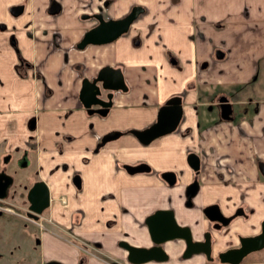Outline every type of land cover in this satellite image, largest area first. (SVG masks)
Segmentation results:
<instances>
[{"label": "crops", "instance_id": "crops-1", "mask_svg": "<svg viewBox=\"0 0 264 264\" xmlns=\"http://www.w3.org/2000/svg\"><path fill=\"white\" fill-rule=\"evenodd\" d=\"M134 6L143 11L118 39L79 47L96 14L117 20ZM106 66L120 69L127 89L114 91L103 116L79 96L84 78ZM172 97L182 102L178 129L143 143L136 133ZM20 133L48 184L52 217L79 222V235L111 257H122L126 238L147 247L148 217L170 209L195 239L212 231L216 258L264 222V0H0V148L20 147ZM109 133L118 136L106 142ZM191 151L204 168L188 208ZM142 163L151 170L130 173ZM168 170L179 175L174 186ZM214 204L225 216L243 211L215 230L202 211ZM185 246H162L165 264H211L198 253L181 259ZM242 264H264V249Z\"/></svg>", "mask_w": 264, "mask_h": 264}, {"label": "water", "instance_id": "water-1", "mask_svg": "<svg viewBox=\"0 0 264 264\" xmlns=\"http://www.w3.org/2000/svg\"><path fill=\"white\" fill-rule=\"evenodd\" d=\"M22 8H14L15 13H19ZM142 12L141 8L137 6L132 8V11L127 17L119 18L117 20H102L103 18L98 15L97 25L94 26L90 31L84 33V37L81 40L80 46L93 45V44H105L107 42L115 41L118 37L129 30L133 19ZM124 76L120 69H114L111 66H106L98 72V76L90 81L89 79H84L82 83V90L79 99L83 102L87 111L90 113L99 112L103 116L107 115L108 107L112 103V95L114 91L126 90L127 86L124 84ZM108 92L107 99L108 102L102 100V93ZM98 105L99 108H92ZM181 100L179 97H174L171 101L161 106L159 109L158 119H156V125L147 129L145 132H137L136 135L144 142L148 143L149 140L153 138H158L164 134H170L176 129L178 121L182 116ZM225 107L228 108L227 103ZM222 106L221 108H225ZM229 109V108H228ZM229 113V110H228ZM111 138H115L112 136ZM110 137L108 139H111ZM189 165L194 168V171L199 169V160H197L196 155L191 154L187 156ZM18 162L20 168L27 167L29 165L28 154L24 152V155ZM150 167H145L144 165L137 166L134 170L130 169L131 174L136 172H148ZM264 171V167L262 168ZM163 178L167 181L169 186L174 185L176 182L175 174L169 173V171L162 172ZM78 185H79V177ZM77 181V180H76ZM12 180L10 176L0 175V197H5V191L9 188ZM198 185L194 181L187 187L186 198L187 206H191V197L197 194ZM29 204L31 205V210L33 213L30 215L34 220L38 218V214L44 212L49 207V201L51 199V193L48 189V184L42 180H38L34 183L33 187L28 190ZM205 215L209 218L210 222L220 221L223 225H228L229 217L223 216L221 210H219L218 205L206 206L203 208ZM148 226L150 231V238L153 239L154 245L152 247L146 248V246L133 247L128 245L129 261L134 264H140L142 262H149L153 259L164 261L167 258V253L162 250L161 246L167 240H177L184 239L187 243V255L192 253H203L205 252L210 256L211 249L209 248V243L202 244L197 241H193L190 237V230L177 224L173 212L169 209H163L161 211H156L155 214L148 219ZM264 249V222L262 224V230L254 235V237L245 236L241 238V244L238 248L232 247L225 252H221L219 255V260L224 264H241L243 258L248 254L255 253V251Z\"/></svg>", "mask_w": 264, "mask_h": 264}, {"label": "flooded vegetation", "instance_id": "flooded-vegetation-1", "mask_svg": "<svg viewBox=\"0 0 264 264\" xmlns=\"http://www.w3.org/2000/svg\"><path fill=\"white\" fill-rule=\"evenodd\" d=\"M142 11H143V9H142ZM141 13L139 14V16L141 15ZM98 15H100V14H96L95 18L98 19V17H97ZM100 16L103 18L102 19L103 21L109 19V18L107 19L105 16H102V15H100ZM139 16H137V17H139ZM84 79H87V78H84ZM108 92L109 91H107L105 93H102V95H101L102 100H104L106 102L109 101V99H107ZM173 98L174 97H172V99ZM172 99H170L169 101H171ZM169 101H166L163 105H165ZM225 103H228V101L226 99H223L222 102L219 104L220 108L222 106L225 107ZM163 105H161V106H163ZM181 105H182V102H181ZM160 107H159V109H160ZM92 108L95 110V108H99V106L96 105L95 107H92ZM228 108H230V107H228ZM228 108L227 107L221 108L222 109V114L224 116H226L227 118H231L230 116H228V110H229ZM107 113H108V110H107ZM182 118H183V109H182V116H181V118L178 121L179 123H178L176 129L173 130V131H176L178 129V127L180 125V120ZM156 124H154V125H156ZM154 125H152V126H154ZM150 128H148V129H150ZM114 135H116V134L109 133V135H106L104 137L105 141L107 142V141L113 139L111 137L114 136ZM164 135H161V136H164ZM167 135H169V134H167ZM116 136H118V134ZM109 137L111 139H108ZM160 137L153 138V139L149 140L148 143H150L154 139L155 140L156 139H160ZM148 143H146V144H148ZM26 153L28 154V158H29L30 157L29 152H26ZM21 154L23 156L24 155V151ZM191 154L196 155L197 160H199V166L200 167H199V169L197 171H194V168H192L189 165V162H188L187 157H186L185 160L188 162L187 165L190 167V170L193 173L192 180L188 182V185L195 181L196 184L198 185L197 194H199V192L201 190V186H202L200 184V181H201V176L203 174L202 170L204 168V164H203V160L199 156L200 154L198 155L197 153H194V151H191V152H189L187 154V156H189ZM12 160L13 161L15 160V162H14L15 166L17 168H20L18 166V162H20V161H16L17 159H15V157H14V151L13 152L9 151V152L5 153L4 156H2V160H1L2 164L0 166V175L3 174V176H7V177L10 176V178L12 180V183L10 184L9 188L6 189L5 197H0V219H1L2 215L4 217L5 216L6 217L7 216L10 217V215H13V216L17 215V217H19V218H22V219L24 218L25 220L22 222V226H20V229L21 230H23V229L26 230L25 234H27L26 236H24V238L20 239V242L15 243V245L12 248V252H14V255L16 256V258H15L16 260H15L14 264H134V263H131L129 261L130 252L128 250V247H129L128 245H132L133 247H139V246L134 245L131 242L130 239L126 238V240H120L117 243V246L119 247V250L122 253V257L121 256H117V257L113 258L106 251L105 244H103L102 242L101 243H96L95 241L90 240V239H83L81 237V235H79V228H77V226L79 225V222H77L75 220L74 221L73 220L69 221V220H65V219L64 220L61 219V221H60V219H58V218H61L62 214L59 215V216L53 214L54 217H52L51 212H52V207L53 206H52L50 201H49V204H50L49 207L44 212H41L40 214H38V218L36 220H34L32 217H30V215L33 213V211L31 210V205L29 204V196H28L29 193H28V190L31 187H33V185H34V183L36 181L42 180L40 178H38V180L34 181V183H32L31 186L27 188L26 194H20L19 198H21V201H20L21 204H22L21 207H17V205H15V204H10L9 205L7 201L13 195V193H11L10 188H12V186L14 185L15 182H17V180H15V175L16 174L14 172H9V171L7 172L4 169L5 167H3V166L4 165H8V163L11 162ZM29 160H30V158H29ZM31 160L29 161V165H27V167L20 168V169H26V168L30 167L32 162H33ZM140 165H144L145 167H150V170H151V166L148 165V164L142 163V164H139L137 166H140ZM128 167H129V170L130 169L134 170L136 168V167H131L129 165H128ZM144 173H146V172H144ZM169 173L175 174L176 182H178V177H179L178 173H176L174 171H169ZM165 183H167V181ZM175 183H174V185H175ZM174 185H172V186H174ZM188 185H187V187H188ZM186 193H187V188H186ZM197 194H194L191 197L192 205L189 206V207H193V205H194V197ZM186 195H185V199H186V206H187L188 199L186 198ZM217 205H218V208H219L220 205L219 204H217ZM207 206H209V205H207ZM211 206H213V205H211ZM204 207H206V206H204ZM219 210H220V208H219ZM156 211L153 214H155ZM240 211L242 212L243 210L240 208V210H238L233 215H229V216L228 215L227 216L223 215V216H225L226 218L229 217V220H228V224H229L230 220L234 216H238L239 214H242ZM221 212H222V210H221ZM153 214H151V216ZM151 216L148 217V219L151 218ZM72 217H74V216H71V218ZM148 222H150V221L147 220V222H146V226H147L146 237L148 239V242L146 243V245H148V246L146 248L152 247V245H154L153 239L150 238V231H149ZM33 225H36L35 227H37V229L39 227L41 228V229H38V230H40V235L37 238H35V239L29 237L30 234L32 236L31 232H33V230H32ZM30 226H32V227H30ZM212 226H214L215 230H220L221 228L223 229L224 227H227L228 225L224 226L223 223H221L220 221H215V222H212ZM189 230L191 231L190 232V237L192 238L193 241H197V242H200L202 244L203 243L204 244L209 243L208 246L211 249V245H213V240H214V236L212 235V231L206 230L202 234V236H203L202 239L197 240L194 237H192V230L191 229H189ZM1 233H2V231L0 230V234ZM242 237H245V236H241L239 238V244L237 246H232V247L238 248L240 246V244H241V238ZM178 240L184 241L185 245L187 246V243H186V241L184 239L167 240L162 246H165L166 244H167V246H176ZM24 245H27V247L25 248ZM162 246H161V248H162ZM186 246L181 252V259H185V260L190 259L191 256H193L195 254V253H192L190 256L187 255V251L188 250H187ZM232 247H229V248H232ZM162 250L167 253L166 248H162ZM199 254H202L203 257H204L203 259H205L206 261L213 262V259L215 258L212 255V249H211L210 256H208L205 252L199 253ZM252 254L253 253L248 254L247 256H245L243 258V262L249 256H251ZM12 255H13V253H11V256ZM219 255L216 257L218 261H220L219 258H218ZM170 259H171L170 255L167 253V258L164 261L160 262L159 260L153 259L152 261L142 262L140 264H153V263L154 264H165V263L169 262Z\"/></svg>", "mask_w": 264, "mask_h": 264}, {"label": "rangeland", "instance_id": "rangeland-1", "mask_svg": "<svg viewBox=\"0 0 264 264\" xmlns=\"http://www.w3.org/2000/svg\"><path fill=\"white\" fill-rule=\"evenodd\" d=\"M14 135V134H13ZM15 136V140L19 142L20 147H16L13 149H9L6 151V149L4 148H0V166H1V160H2V156H4L5 153L7 152H13L14 151V157L15 159H17L16 161H19L22 157V152L26 151L29 152L30 154V160L33 161L31 166L26 168V169H20L17 168L15 166V160L11 161L8 163V165H4L3 167H5L4 169L8 172H14L15 175V180H17V182L14 183V185L12 186V188H10L11 193H13V195L9 198V200L7 201L8 204H15L17 205V207H21V198H19L20 194H26V190L28 187L31 186L32 183H34V181L38 180L39 178V170H38V166H36V154L32 151H30L28 149V147H24L22 146V141H24L25 136L24 134L20 133L18 135H14ZM165 138V137H164ZM163 138V139H164ZM14 139V138H13ZM162 140V139H161ZM27 142V140H25ZM187 156H185L186 159ZM186 163L188 164V162L186 161ZM15 195V196H14ZM50 219V218H49ZM25 219L23 218H19L17 217V215H10V217H4L2 215L1 219H0V230L2 231V233L0 234V264H14L15 263V258L16 256L14 255V252H12V248L15 245V243L20 242V239L24 238V236H26L27 234H25L26 230H21L20 226H22V222ZM47 223V222H46ZM36 225L30 226L32 227L33 232L32 236L31 234L29 235V237L31 238H37L40 235V227L37 229V227H35ZM27 242V241H26ZM24 247L26 248L27 245H24ZM11 253H13V255L11 256ZM251 257V256H249ZM20 259V258H19ZM248 261V258L245 260ZM207 263H211V264H220L221 262L217 260V258L213 259V262L208 261Z\"/></svg>", "mask_w": 264, "mask_h": 264}]
</instances>
